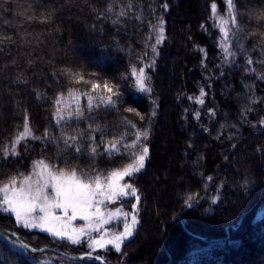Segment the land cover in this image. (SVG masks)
I'll return each mask as SVG.
<instances>
[{"label": "snow or ice", "instance_id": "1", "mask_svg": "<svg viewBox=\"0 0 264 264\" xmlns=\"http://www.w3.org/2000/svg\"><path fill=\"white\" fill-rule=\"evenodd\" d=\"M221 2L227 17L222 14L217 0H212L209 5V19L219 31L216 45L222 53L220 63L213 69L217 75H207V83L199 88V95L188 96L187 99L194 100L203 108L205 97L209 95L205 88H211L216 79L229 74L234 67H242L241 82L246 91L243 93L245 103L240 105V119L221 123L215 129L214 137L217 141H237L230 144V148L235 150L242 128H251L256 135L264 137V112L257 107L264 103V89H261V95L256 92V82L264 85V0ZM84 4L99 22V25L96 22L91 25L93 31L100 25L110 23L119 32L133 20L139 22L134 26L142 31L141 26L147 23L148 32L142 41L144 50L139 54L132 51L131 45L126 50L119 40L114 43L117 52L126 51L129 57L137 55L138 63L130 64L129 73L122 75L120 80L129 85L133 94L146 96L150 101V109L142 113L136 106L129 104L123 111L135 116L139 123L130 116L121 117L122 131L110 138L106 137L105 133L109 129L106 123H101L106 122V113L119 112L121 105L128 104L119 83L111 82L99 71L86 72L83 64L78 68H58L54 63V52L53 59L46 61L51 65V79L39 77V82H36L37 58L33 57V52L43 43L40 36H51L50 29L62 32L58 23L61 14L66 9L83 10L79 0H57L56 3L29 0L26 5H18L17 8L13 7L10 0H0V23L3 24L0 28V103H11L13 114L22 117V123L16 124L11 138L0 144V171L7 169L10 163L23 161L26 155L37 146L40 147L39 156L31 161L28 170H13L11 174L0 178V216L14 217L17 227L46 233L53 243L63 244L66 249L86 247L87 251L78 256L69 257L67 250L62 253L64 259H70V264H110L108 255L112 252L118 254L117 264H131V258L124 249L126 242L134 239L141 224L142 196L136 181L146 172L152 160L153 124L159 104L154 95L151 73L156 71L161 48L167 39L165 14L169 12L170 4L164 0L149 5L150 16L147 19L143 15L145 6L134 0H127L119 6L116 0H110L103 8L89 0H84ZM8 13H14L22 20H13ZM24 24L44 27L39 33H30ZM201 27L207 31L204 25ZM100 31L103 34L102 27ZM29 36L33 39H28ZM253 38L255 40L249 44ZM33 40L37 43L33 44ZM198 50L203 53L201 67L207 71L208 52L205 49ZM240 57H243V66L238 63ZM38 59L43 60L44 57L41 55ZM48 89H54V92L49 94ZM25 90L36 101L50 103L51 119L55 122L56 131H53L52 125L42 130L32 126ZM82 100H86V103H82ZM193 115L201 123V112L195 111ZM207 115L212 123L218 113L215 108H210ZM253 115L256 118L249 119ZM82 124L87 127H82ZM226 126L233 129L234 133L224 137ZM201 127L204 132L210 133V128L202 124ZM50 145H54L55 159L49 158ZM187 147L194 148V144L189 142ZM256 151L264 155V144L257 147ZM187 154L184 153L185 156ZM9 157L14 159L10 160ZM84 158L90 163L81 168L78 161ZM102 158L116 163L101 168L99 162ZM202 159L200 155L193 161V174L204 181L202 187L206 196L201 197L199 192L192 190L186 191L182 210L184 207L193 208L201 199H209L211 205L222 202L226 181L215 183L214 191L209 194L208 188L214 184V177L205 176L198 170ZM229 159L226 154L225 163ZM163 179L166 180L167 176ZM243 179L244 182L237 181L236 186L247 193L249 185L254 182L247 178V174ZM125 200L130 203V211L123 207ZM132 200L135 202L132 203ZM109 205L119 206L113 210ZM78 220L83 221V225H76ZM114 221L117 225L122 224V230L108 227ZM11 235L16 237L15 232ZM4 238L7 240V235ZM12 243L13 247L22 250L27 257V264H52L49 260L38 258V254L42 256L45 253V248L39 245L30 247L19 237ZM12 264H20V259L17 257Z\"/></svg>", "mask_w": 264, "mask_h": 264}, {"label": "trees", "instance_id": "2", "mask_svg": "<svg viewBox=\"0 0 264 264\" xmlns=\"http://www.w3.org/2000/svg\"><path fill=\"white\" fill-rule=\"evenodd\" d=\"M10 2L14 8H17L18 5H26L29 0H10ZM50 2L56 3L57 0H50ZM89 2H97V6L103 8L110 0H89ZM126 2L127 0H116L118 6ZM134 2L145 6L143 15L147 19L150 16L148 6L153 3H162L164 0H134ZM168 2L170 10L165 14L167 39L161 48L156 71L151 73L154 95L158 98L159 104L158 114L153 124L152 160L146 172L136 181L142 196L141 224L136 236L126 243L124 250L128 252L131 264H262L255 257V253L257 250L264 249V155L258 153L256 149L264 144V137L256 135L251 128H242L238 148L235 150L230 148L231 143L237 142L235 140L212 139L216 136L215 129L219 128L221 123H225L226 120L230 123L237 122L240 119V105L245 103L243 93L246 91L241 82L243 69L234 67L229 72L226 68L229 74L224 83L222 78H218L212 83L211 88H205L209 95L205 97L203 108L194 100L187 99L188 96L199 95V88L207 83L205 79L207 75H217L213 69L219 55L216 45L219 31L214 28L213 21L209 19V5L212 0H168ZM79 3L83 10L66 9L61 14L58 23L61 25L62 32L50 29L51 36H40L43 43H40L33 52V57L37 58L38 79L36 82H39V77L47 76L49 80L51 79L49 73L51 65L46 61L53 59L54 52V63L58 68H78L83 64L86 72L99 71L111 82L119 83L128 104L121 105L119 112L106 113V122L101 121L102 124L106 123L109 131L105 133V136L110 138L114 133L119 134L122 131L121 117L130 116L123 109L129 104L136 106L142 113L150 109V101L146 96L133 94L129 85L120 80L122 75L129 73L130 64L138 63L137 55L129 57L126 51L117 52L114 43L115 40H119L126 50L131 45L132 51L139 54L144 50L142 41L148 32V25L144 23L141 31L134 26L139 22L133 20L126 29H121L119 32L110 23L100 25L93 31L91 25L94 22L99 25V22L89 13L84 0H79ZM217 3L222 14L227 17L221 0H217ZM8 15H11L13 20H22L14 13H8ZM202 25L207 28V31L201 27ZM2 27L3 24L0 23V28ZM43 27L39 24H24V28L30 33H39ZM101 27L103 34L100 31ZM28 39L33 37L29 36ZM254 40L255 38L248 43L251 44ZM35 43L37 42L33 40V44ZM65 49L67 51H64ZM198 49H205L208 52L207 71L201 67L203 53ZM21 51L25 50L21 49ZM41 55L44 57L43 60L38 59ZM238 62L243 66V57H240ZM256 83L257 95H261L264 85ZM48 92L52 94L54 89H48ZM24 96L32 126L42 130L45 126L52 125L53 131H56L55 122L51 119L50 103L36 101L27 90ZM82 103H86V100H82ZM257 107L264 112V103ZM210 108H215L218 113L212 123L209 122L207 115ZM186 109L187 112H185ZM195 111L201 112V123L195 120L193 115ZM2 116L6 118L4 121L0 119V144L11 138L17 123H22V117L13 114L11 103H0V117ZM130 118L139 123L135 116ZM255 118L254 115L249 117L253 120ZM201 124L210 128V133L204 132ZM81 126L87 127L86 124ZM229 133H234V130L226 126L224 137H227ZM97 135L99 137V134ZM130 139L131 135H129ZM189 142L194 144V148L187 147ZM209 143L216 151L213 156L206 147ZM48 151L49 158L55 159L54 145H50ZM185 152L188 153L187 156L184 155ZM39 154L40 147L37 146L33 152L25 156L23 161L10 163L7 169L0 171V178L11 174L13 170H28L31 161ZM226 154L230 157L227 163L224 160ZM200 155L203 159L200 161L198 170L205 176L215 174L214 170H217L221 171L222 176L231 179L230 183L236 184L237 181L243 183L246 174L247 178L254 182L249 185L247 193L242 188H238L243 207H237L232 211V207L227 208V205L218 202L216 205L209 204L216 210V213L210 214L204 210L205 206L202 202L204 199H201L193 208L184 207L182 210L183 196L186 191L192 190L199 192L201 197L206 196L202 187L204 181L192 172L193 161ZM9 159L14 158L9 157ZM222 162H224L223 165ZM231 162L236 163L238 170L226 176ZM89 163L87 158L78 161L81 168ZM115 163L116 161L103 158L99 162L101 168ZM165 176H167L166 180L163 179ZM179 176H181V182L177 181ZM212 176L214 185L223 179L220 176ZM213 189L214 187L209 185L208 193H212ZM227 190L226 183L223 196L227 195ZM128 203L123 204L126 211H130ZM225 213H228V217L222 219ZM173 217L183 218L184 224L180 220L173 222ZM240 218L242 223L238 225ZM9 219L6 216H0V229L15 232L30 246L39 245L63 252L67 250L70 255L76 256L86 252L85 248L66 249L65 245L53 243L51 239L42 236L34 235L33 238L25 235L14 226L13 220ZM216 220L221 221L216 223L214 222ZM4 236L0 234V264H6V262L12 264L17 257L20 259V264H27V257L22 250L19 247H13L12 242L15 239L7 235L6 240ZM168 238L169 243L166 247L163 242L165 240L167 243ZM117 256L118 254L114 252L108 255L110 264H117ZM38 258L49 260L52 264H70V259H64L54 252H45L42 256L38 254ZM93 264L98 263L93 262Z\"/></svg>", "mask_w": 264, "mask_h": 264}, {"label": "rangeland", "instance_id": "3", "mask_svg": "<svg viewBox=\"0 0 264 264\" xmlns=\"http://www.w3.org/2000/svg\"><path fill=\"white\" fill-rule=\"evenodd\" d=\"M225 17H226V15H224ZM214 28L215 29H218V28H216L215 26H214ZM222 56V53L219 51V55H218V61L216 62V64H219L220 63V57ZM207 63V62H206ZM239 63V62H238ZM215 64V65H216ZM207 65H208V63H207ZM207 69H208V67H207ZM205 71V70H204ZM225 71H226V68H225ZM227 72V71H226ZM228 76V74L227 75H225L224 77H221L222 78V80H224L223 81V83L225 82V78ZM5 116H2V117H0V119L2 120V121H4L5 120ZM181 120H183V118L181 117ZM170 126V125H169ZM172 137V136H171ZM173 138V137H172ZM212 139H214V137H212ZM206 147H208L209 149V152H210V154L213 156L215 153H216V151H214L213 150V148H212V145L209 143L208 145H206ZM165 152V151H164ZM162 153V152H161ZM218 154H219V152H217ZM163 154V153H162ZM224 164V162H222V165ZM236 163L234 162V164H233V162H231V164H230V166H228L229 168V171L227 172V174H225L226 176H229V173L231 174L232 173V171L235 173L238 169L236 168ZM194 167V165L192 164V168ZM215 172V174H212V175H216V177H222L221 179L222 180H226V183L228 184V192H227V195L226 196H223L222 197V205H227L226 207L228 208V207H232L233 209H232V211H234L237 207L238 208H240V207H243V201L240 199V197H239V189H241V188H239L238 189V187L236 186V184L235 183H230L231 182V179H229V178H227V177H225V176H222L221 175V171H217V170H214ZM227 170H225V172H226ZM192 172H193V170H192ZM223 173H224V171H223ZM220 174V175H219ZM184 176H185V174H184ZM181 176H179L178 177V179H177V181L178 182H181ZM259 181V180H258ZM211 186L212 187H214V184H211ZM214 190V189H213ZM209 194H211V193H209ZM133 201V200H132ZM128 203L129 201L128 200H125L124 201V203ZM203 204H204V206H205V211H207V213H210V214H214V213H216L215 211V209H213V208H211L210 206H209V204H210V200L209 199H204L203 201ZM128 205H130L129 203H128ZM117 206H119V205H109V207L111 208V209H115ZM223 212H225V210L223 211ZM226 216L228 217V213H225V214H223V217H222V219L225 217L226 218ZM6 217H8V218H10L9 220H13V222H14V226H16L15 225V218L14 217H10V216H6ZM221 219V220H222ZM221 220H216V221H214V222H218V221H221ZM76 223V225H78V226H81V225H83V221H76L75 222ZM110 229H114V228H116V227H118L119 228V230H122V224H120V225H117L116 224V222L114 221L113 222V224L112 225H109L108 226ZM16 228L19 230V231H21L23 234H25V235H29L30 237H33L34 238V235H38V236H42V237H44V238H48V239H51L52 240V238L51 237H49L48 236V234H46V233H41V232H39L38 230H27V229H21V228H19V227H17L16 226ZM17 235V234H16ZM194 236H196V235H194ZM196 237H198V236H196ZM200 239H201V237H200ZM127 243V242H126ZM168 243H169V238H168V242L166 243L165 242V240H164V242H163V244H165V246L167 247L168 246ZM32 247V246H31ZM85 249H86V247H85ZM86 251H87V249H86ZM158 250H156V252H157ZM102 255H103V253H101ZM255 257H257V259H258V261L260 262V263H262V264H264V249H261V250H257L256 251V253H255ZM238 259L240 260V257H238ZM247 264V263H246Z\"/></svg>", "mask_w": 264, "mask_h": 264}, {"label": "water", "instance_id": "4", "mask_svg": "<svg viewBox=\"0 0 264 264\" xmlns=\"http://www.w3.org/2000/svg\"><path fill=\"white\" fill-rule=\"evenodd\" d=\"M176 220H180L183 224H184V219L183 218H180V217H178V218H175L174 220H173V222L174 221H176ZM241 223H242V218H240V220H239V222H238V225H241ZM11 233H13V232H11V231H5V230H2V229H0V234H2V235H8V236H11V237H13L14 239H16V237H19V236H17L16 235V237H14V236H12L11 235ZM194 236V235H193ZM194 237H196V236H194ZM196 238H198V239H200V237H196ZM20 239V238H19ZM21 240V239H20ZM22 241V240H21ZM24 242V241H23ZM25 243V242H24ZM30 246V245H29ZM31 247V246H30ZM46 249V251L45 252H54V253H57V254H59V255H61L62 256V253H63V251H60V250H57V249H54V248H45ZM71 256H73V255H70L69 254V257H71ZM169 258L171 259V256L169 255Z\"/></svg>", "mask_w": 264, "mask_h": 264}]
</instances>
